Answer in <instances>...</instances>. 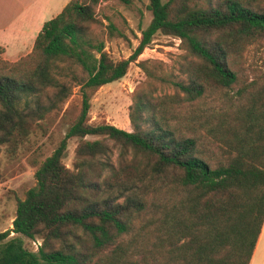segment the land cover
Returning <instances> with one entry per match:
<instances>
[{
	"label": "trees",
	"instance_id": "obj_1",
	"mask_svg": "<svg viewBox=\"0 0 264 264\" xmlns=\"http://www.w3.org/2000/svg\"><path fill=\"white\" fill-rule=\"evenodd\" d=\"M101 1L68 0L28 53L0 56V146L10 156L52 118L67 119L0 230V264H249L264 220V0H148L151 18L119 59L93 29ZM157 32L180 39L182 73L140 65L173 92L135 91L131 130L91 122L94 92ZM20 236L40 242L34 250Z\"/></svg>",
	"mask_w": 264,
	"mask_h": 264
},
{
	"label": "rangeland",
	"instance_id": "obj_2",
	"mask_svg": "<svg viewBox=\"0 0 264 264\" xmlns=\"http://www.w3.org/2000/svg\"><path fill=\"white\" fill-rule=\"evenodd\" d=\"M148 0H134L132 4L125 5L117 0H103L96 7V17L99 22L94 30L104 39V49L114 59L127 57L138 44L141 29L144 28L151 18V11L147 8ZM113 22L116 30L112 35L108 34V23ZM120 32H119V31ZM262 53H258V60ZM185 49L181 46L180 39L171 34L157 32L152 40L143 48L137 58L130 62L126 73L117 80L101 85L90 99L89 119L97 123L106 121L113 123L126 130H131L128 116L129 105L135 91L142 88L154 89L155 94L173 92V88L160 85L159 81L149 83L145 70L140 61L148 60L150 66L154 65L165 73L180 75ZM158 65H157V64ZM251 56L248 54L244 62L243 72L251 73ZM156 64V65H155ZM236 86L232 88V91ZM77 87L70 96L68 102L71 112L78 109L79 95ZM67 119L52 118L46 135L31 139L30 149H23L15 156H10L3 146H0V230L12 226L16 199L23 197L25 190L34 183V169L32 161L41 160L47 155L64 131ZM94 136H88L92 138ZM78 138H70L63 161L69 167L73 164L74 149ZM34 151V152H33ZM113 158L116 157L117 149L114 148ZM23 242L31 249H36L40 242L20 236ZM262 240L255 255L254 264H262L263 250Z\"/></svg>",
	"mask_w": 264,
	"mask_h": 264
},
{
	"label": "crops",
	"instance_id": "obj_3",
	"mask_svg": "<svg viewBox=\"0 0 264 264\" xmlns=\"http://www.w3.org/2000/svg\"><path fill=\"white\" fill-rule=\"evenodd\" d=\"M68 0H0V56L14 61L28 53L43 23L59 13ZM262 240L264 264V220L249 264Z\"/></svg>",
	"mask_w": 264,
	"mask_h": 264
}]
</instances>
